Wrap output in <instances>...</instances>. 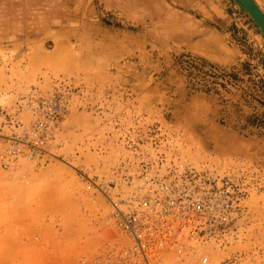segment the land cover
<instances>
[{
	"label": "rangeland",
	"instance_id": "rangeland-1",
	"mask_svg": "<svg viewBox=\"0 0 264 264\" xmlns=\"http://www.w3.org/2000/svg\"><path fill=\"white\" fill-rule=\"evenodd\" d=\"M209 1L181 19L166 0H0V112L31 90L63 110L55 142L7 168L21 130L0 120V264H117L119 180L158 155L245 194L224 244L187 241L164 264H264V35L235 0Z\"/></svg>",
	"mask_w": 264,
	"mask_h": 264
},
{
	"label": "built area",
	"instance_id": "built-area-1",
	"mask_svg": "<svg viewBox=\"0 0 264 264\" xmlns=\"http://www.w3.org/2000/svg\"><path fill=\"white\" fill-rule=\"evenodd\" d=\"M60 108L61 103L54 96L53 106L45 110V120L60 119ZM38 134L42 139L40 145L53 137L45 123ZM34 150L37 148L34 147ZM141 169L146 177V162ZM239 184V180L228 175L183 166H171L165 174L158 173L149 178L141 189L144 196L135 198L126 215L122 214L124 211L120 210L119 204H114V222L121 228L118 232L131 240L130 248L128 245L118 250L121 259L128 264H164L166 255L171 251L180 256L187 255L184 236L224 244L231 229L232 217L245 200ZM116 215L120 217L118 221ZM112 247L114 251L117 248ZM201 264H209V259L202 257Z\"/></svg>",
	"mask_w": 264,
	"mask_h": 264
},
{
	"label": "bare ground",
	"instance_id": "bare-ground-1",
	"mask_svg": "<svg viewBox=\"0 0 264 264\" xmlns=\"http://www.w3.org/2000/svg\"><path fill=\"white\" fill-rule=\"evenodd\" d=\"M259 8L261 9V7ZM262 12L264 13V10ZM59 50H61V48ZM59 50L57 51L59 52ZM53 103H54L53 95L44 97V96L36 94L34 90H31L25 97H23L17 102L15 109H13L11 112H8V111L0 112V120L2 121L3 124L5 123L4 125H7L9 128L14 129V131L21 130L18 133H16L17 140L16 139L12 140L14 142H11L12 144H10V149L7 152L8 160L5 161L4 163L6 166L5 168L10 167L12 164H14L15 161L19 159L21 154H26V156L29 159H34V155L35 153H37L38 150H41L43 149V147L48 146L52 144L53 142H55L58 136L60 119L58 118L55 121L49 119L48 121H46L45 118L47 116L44 115L45 110L48 108V106H53ZM24 113H29L33 117V121L31 122L29 126H26L23 123L22 115ZM62 116H63V110L62 108H60L58 117H62ZM44 123L47 124L48 132L52 133L53 137L52 139L47 141L44 145H40L42 143V139H41V136L38 134V132L40 130V127ZM51 141L52 143H50ZM34 147H36L37 150H34ZM144 161L147 163V168H148V171H147L148 173L146 177L143 176V170L141 169V166L143 165V161H141L139 170L136 173V175L131 177L130 175H128V173H123V176H121L119 180V183L126 185V187L129 190L127 192L126 197L122 198V197L117 196L116 201L113 203V214L111 216V221L113 222L116 228V231L120 236L122 235L118 232V230H121V228L118 225H116L114 222V215H115L114 204H119L120 210L124 211L122 212V214L126 215L127 212H129L131 208L130 204L133 201H135V198L138 196H141V197L144 196L141 189L144 188L145 182L149 178L154 177L158 173L159 175L165 174L167 169L170 168L171 166L176 167V168H180L181 166H183L173 161L168 162L167 158L164 155H158L154 161L152 160L149 161L148 158H146V160ZM192 168L197 171H200L199 169H196L194 167ZM206 171H209V170H206ZM116 219L118 221L120 217L116 215ZM122 237L125 238L124 236ZM127 241L129 243L128 247L130 248L131 240L128 238ZM184 241L185 242L194 241V242H199V243L211 242V241H197L188 236H184ZM212 241L219 242L216 240H212ZM171 253H174L177 256L181 255L175 251H171ZM116 254L117 253L109 251L108 255L105 256L104 259L106 258L107 261H110L111 258L114 257ZM120 259H121V256H120ZM151 260L153 262H156L155 258H152ZM117 264H128V263H126L123 259H121V260H118Z\"/></svg>",
	"mask_w": 264,
	"mask_h": 264
},
{
	"label": "crops",
	"instance_id": "crops-1",
	"mask_svg": "<svg viewBox=\"0 0 264 264\" xmlns=\"http://www.w3.org/2000/svg\"><path fill=\"white\" fill-rule=\"evenodd\" d=\"M117 1H119L118 3H120L123 0H117ZM166 1H169L173 5H177L178 9H175V12H178L179 14L185 13V11L186 12L187 11L188 12L199 11V12H202V13H207V12H209L208 7H209V5H211V2L209 0H166ZM149 2H150V0H125V3L123 4V6L125 8H127L128 10L130 9V10L133 11L134 10V5L136 3H138L139 5L140 4L145 5V4H148ZM118 3H116V4H118ZM178 13L176 14V13L173 12V13H170V15L174 16L176 14L178 16ZM178 17L182 19V18L186 17V15L182 14L181 17L180 16H178ZM174 32H181V30L176 29V30H174ZM188 47H193L195 49L196 48L200 49V51H202V53L208 54L207 46L200 45V43L191 44ZM16 89H17V92H15V93H18L20 95L19 98L22 97L23 92H20V90L18 88H16ZM23 90L25 91L26 88L23 89ZM18 94H16V95L12 94L11 96L12 97H16V96H18Z\"/></svg>",
	"mask_w": 264,
	"mask_h": 264
},
{
	"label": "water",
	"instance_id": "water-1",
	"mask_svg": "<svg viewBox=\"0 0 264 264\" xmlns=\"http://www.w3.org/2000/svg\"><path fill=\"white\" fill-rule=\"evenodd\" d=\"M264 35V13L254 0H236Z\"/></svg>",
	"mask_w": 264,
	"mask_h": 264
}]
</instances>
